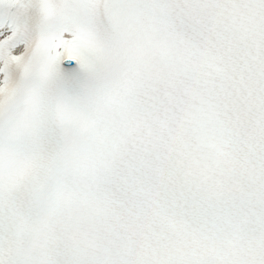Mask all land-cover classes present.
Masks as SVG:
<instances>
[{"label": "snow or ice", "instance_id": "obj_1", "mask_svg": "<svg viewBox=\"0 0 264 264\" xmlns=\"http://www.w3.org/2000/svg\"><path fill=\"white\" fill-rule=\"evenodd\" d=\"M0 264H264V0H0Z\"/></svg>", "mask_w": 264, "mask_h": 264}]
</instances>
